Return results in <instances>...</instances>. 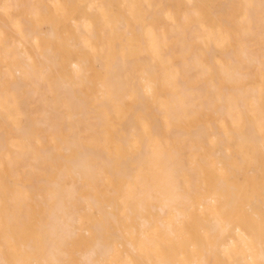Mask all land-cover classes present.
<instances>
[{"label":"bare ground","instance_id":"1","mask_svg":"<svg viewBox=\"0 0 264 264\" xmlns=\"http://www.w3.org/2000/svg\"><path fill=\"white\" fill-rule=\"evenodd\" d=\"M0 264H264V0H0Z\"/></svg>","mask_w":264,"mask_h":264}]
</instances>
